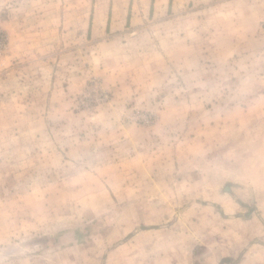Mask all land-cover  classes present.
Listing matches in <instances>:
<instances>
[{
	"label": "rangeland",
	"instance_id": "obj_1",
	"mask_svg": "<svg viewBox=\"0 0 264 264\" xmlns=\"http://www.w3.org/2000/svg\"><path fill=\"white\" fill-rule=\"evenodd\" d=\"M0 264H264V0H0Z\"/></svg>",
	"mask_w": 264,
	"mask_h": 264
},
{
	"label": "built area",
	"instance_id": "obj_2",
	"mask_svg": "<svg viewBox=\"0 0 264 264\" xmlns=\"http://www.w3.org/2000/svg\"><path fill=\"white\" fill-rule=\"evenodd\" d=\"M2 38H3V36H2Z\"/></svg>",
	"mask_w": 264,
	"mask_h": 264
}]
</instances>
